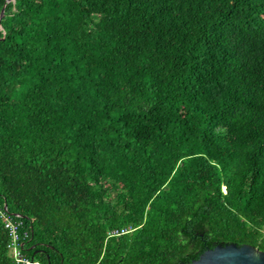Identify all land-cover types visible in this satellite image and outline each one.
I'll use <instances>...</instances> for the list:
<instances>
[{"label": "trees", "instance_id": "trees-1", "mask_svg": "<svg viewBox=\"0 0 264 264\" xmlns=\"http://www.w3.org/2000/svg\"><path fill=\"white\" fill-rule=\"evenodd\" d=\"M0 208L35 264L264 252V0H0ZM0 217V264H15Z\"/></svg>", "mask_w": 264, "mask_h": 264}, {"label": "water", "instance_id": "water-1", "mask_svg": "<svg viewBox=\"0 0 264 264\" xmlns=\"http://www.w3.org/2000/svg\"><path fill=\"white\" fill-rule=\"evenodd\" d=\"M2 14L3 11L0 17ZM189 264H264V252L249 245L216 246L211 250H206L197 260Z\"/></svg>", "mask_w": 264, "mask_h": 264}, {"label": "built area", "instance_id": "built-area-1", "mask_svg": "<svg viewBox=\"0 0 264 264\" xmlns=\"http://www.w3.org/2000/svg\"><path fill=\"white\" fill-rule=\"evenodd\" d=\"M0 217L3 219L4 228L8 232V236L10 239L9 242V251L10 255L13 258L15 264H35L32 263L30 260L26 259L21 254V250L23 247V244L20 241V235H19V228H20V222L15 220L17 215H10L7 214L6 211L0 208Z\"/></svg>", "mask_w": 264, "mask_h": 264}]
</instances>
